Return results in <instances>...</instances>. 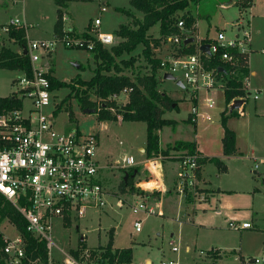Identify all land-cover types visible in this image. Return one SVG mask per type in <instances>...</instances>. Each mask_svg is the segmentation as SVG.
I'll return each mask as SVG.
<instances>
[{
	"label": "rangeland",
	"instance_id": "obj_1",
	"mask_svg": "<svg viewBox=\"0 0 264 264\" xmlns=\"http://www.w3.org/2000/svg\"><path fill=\"white\" fill-rule=\"evenodd\" d=\"M247 2L248 0H234L232 3L230 0H199L191 7L193 14L198 17L199 33H194V38L196 41L210 40L209 37L217 36L224 28L230 36L233 25H249L250 19L252 44L249 50L256 75H250L249 78L252 89L260 90L259 100L249 99L242 108L243 115L231 116L228 108L231 103H226L222 79H218L215 88L210 92L199 91V99L194 103L192 89H182L174 81L163 80V71L159 70L158 91L174 103L172 108L166 109L164 118L174 120L176 124L166 125L160 131L162 153L157 155L148 156L146 152L148 131L145 122H124L120 119L102 121L96 113H84L74 98L79 91L75 79L79 77L88 81L94 75L97 64L90 51L67 48L63 43H59L56 50L49 55L48 64L54 76L68 87L56 89L50 106L44 111L47 115H52L55 111V128L58 132H69L73 129L83 135L99 136L97 160L103 168L101 182L112 195L107 197L104 209H91L84 219L76 220L70 226L67 224V227H62L60 222H55L53 237L57 245L65 250L72 249L73 253L78 248L82 253L81 257L88 253L83 259L84 264H97L98 259L103 258L106 253L104 248L109 243L112 230L113 248H132L133 264H147V261L151 262L149 264H196L201 258L216 260L220 256L224 257V262L220 264H242L243 261L250 264L249 260H260L264 257V0H252L250 6ZM116 8L125 9L131 15L126 16L116 11ZM61 11L64 35L73 24L78 30H85L86 26L97 18L101 19L102 25L96 28L91 25L87 30L89 34H115L121 25L134 28L137 21L143 18V15L131 6V0L72 1L67 22L63 21L65 8H61ZM57 19L58 7L54 0H0V24L21 22L18 27L25 30L28 43L58 36L54 27ZM64 35L58 36L59 40ZM149 35L158 39L161 36L159 26L153 27ZM121 41L122 39L116 36L115 43L107 48L111 50ZM3 46L14 51L21 49L14 41L9 40L8 29H0V49ZM143 51L144 46L140 45L132 54H124L118 59L120 63L134 58V66L131 68L121 64L124 73L133 79L151 72V65ZM152 52L153 57L162 62L175 54V47L168 40H163ZM41 64H47V57ZM22 76L23 73L18 71L0 69V98L20 95L18 80ZM66 97L68 100L64 103ZM207 98L216 101L214 109L206 107ZM91 100L97 103L98 110L102 109V103L108 101L118 105L128 102L127 96L116 100L110 98L107 101L91 96ZM194 104H197L199 113L204 114L206 119L201 116L195 122L190 119ZM108 109L111 112V109L116 111L114 105H110ZM70 112L73 113V118ZM223 113L228 116L227 128L237 137L238 154L231 157L224 156ZM195 140L206 156L223 157L227 171L219 172L216 164L208 162L206 178L200 170L196 174V185L180 191L183 183V180L178 178L180 160L191 153L168 151V147L174 146L178 141ZM142 147L145 151L141 152L139 149ZM166 151L169 152L167 155L163 153ZM195 154L199 156L200 164L204 156L197 149ZM130 156L135 158L138 165L122 169L124 159ZM154 160L161 161L163 166L166 164L167 170L164 169L161 186H158L159 181L147 167V161ZM257 165L259 168L253 172ZM128 170L134 171L133 180L124 185L125 173ZM215 188L231 191L232 194L229 199L223 200L219 197L215 201L213 199L218 194ZM168 195L173 196L162 200V206L157 207L154 201L157 203ZM118 199H123L126 203L122 209L116 206ZM138 200H143L148 209L147 212L135 215L130 205ZM150 209L153 213L149 212ZM139 220L142 221L143 229L137 233L134 222ZM229 222L248 223L251 227L235 231L229 228ZM0 228L9 237L15 234L14 229L7 225ZM82 237L85 239L84 245L80 244ZM174 247L179 248V252H174ZM53 256L59 257L56 249L53 250Z\"/></svg>",
	"mask_w": 264,
	"mask_h": 264
},
{
	"label": "built area",
	"instance_id": "obj_2",
	"mask_svg": "<svg viewBox=\"0 0 264 264\" xmlns=\"http://www.w3.org/2000/svg\"><path fill=\"white\" fill-rule=\"evenodd\" d=\"M105 10L104 8L103 11ZM66 20L64 14L63 21ZM14 23L19 25L21 22L14 21ZM100 25L101 19L97 18L93 27ZM178 27L184 31L183 20L178 23ZM232 27L234 29L230 36L226 30H221L217 36L205 43L210 47V55L203 53L201 51L203 43L196 41L198 43L195 54L177 56L175 53L161 62L160 70L164 74L174 75L184 83L185 87L192 89L194 103L199 99V91L210 92L218 83L216 69L206 68L204 56L216 57L227 67L226 71L235 75L242 68L240 55L250 54L249 49L252 44L250 24ZM92 36L106 48L115 43V36L111 33L99 32ZM190 38L192 37L187 33L169 37L167 40L173 44L176 52V49ZM59 39L58 36H54L52 39L32 40L28 43L26 50L32 64V77L29 78L25 74L19 77L18 84L21 91L19 97L22 106L0 114V197L5 203H10L15 212L26 221L27 233L37 242L46 244L48 259L46 263L41 257L34 260L27 251V243L18 225L8 216L3 217L0 214V227L7 225L13 228L15 233L9 237L0 228L4 242L1 248L3 264H84L83 259L88 253L81 257L82 253L78 248L73 253L72 249L65 250L57 245L53 237L55 222L58 221L62 227H67L68 221L72 224L76 220L84 219L91 209H104L107 205V197L112 196L101 182L103 168L97 160L99 136L83 135L78 130L58 132L55 128V111L52 115H47L44 111L50 106L55 92L51 90L48 78L51 74V66L48 64L49 55L56 50L59 43H63L67 48L90 52L95 47V41L72 33L71 30L66 32L61 40ZM45 57L47 64H41ZM249 77L244 79L245 96L238 98L245 101V104L251 98L255 101L260 98V90L252 89ZM127 95L128 91L124 90L120 95L111 98L116 100ZM235 100L237 98L230 102L228 108ZM205 105L209 109H214L217 103L212 98H207ZM111 110L115 112V109ZM242 111V108L237 110L239 115H243ZM199 116L206 119L204 114L199 113L197 104H194L190 119L195 122ZM118 119L123 121L122 116H118ZM147 164L157 180L163 183L164 172L161 161H147ZM136 165H138L137 161L130 156L124 159V166L121 168L129 169ZM258 168L257 165L253 172ZM199 171L197 154L185 155L181 158L178 178L182 179L183 183L180 191L196 185V174ZM125 204L123 199L116 201L119 209ZM130 206L135 215L147 212L148 209L143 200H138ZM149 212L153 213V210L150 209ZM228 226L235 231L251 227L248 223L236 222H229ZM134 228L140 233L143 229L142 221H135ZM54 249L59 253L57 258L53 256ZM173 251L179 252V248L174 247ZM249 261L250 264H262L264 257ZM162 264H174V262Z\"/></svg>",
	"mask_w": 264,
	"mask_h": 264
},
{
	"label": "trees",
	"instance_id": "obj_3",
	"mask_svg": "<svg viewBox=\"0 0 264 264\" xmlns=\"http://www.w3.org/2000/svg\"><path fill=\"white\" fill-rule=\"evenodd\" d=\"M68 0H54L58 6V19L55 25V32L58 36L64 35L62 24V11L61 8L66 7ZM199 0H131V6L134 10L140 12L143 18L138 20L134 28L127 25H121L114 36L121 38L122 41L112 47L111 50L104 47L100 42L85 31L82 37L95 41L94 50L91 52L95 61L96 68L94 69L93 77L84 81L75 79L78 84V92L75 95V99L79 102L81 108L95 109L99 119L104 120H117L118 116H122L123 121L133 122H145L147 124L148 141L146 146V152L148 156L152 154L162 153L160 147V131L166 125H175L176 121L165 119L164 115L166 109L172 108L174 104L169 97L158 91V71L161 69V60L153 57L152 50L158 48L163 40L167 41L169 37H173L180 34H190L194 38V33L197 32L198 17L195 16L191 10L194 4H197ZM252 0H248L247 5L250 6ZM118 12L130 16V12L125 9L116 8ZM184 21L185 29L181 31L178 27L180 21ZM89 25L88 29L90 28ZM159 26L160 37L153 39L149 35V31ZM0 29H8L9 40L14 41L21 47V51H14L6 46L0 49V69L18 71L25 74L27 77H32V64L29 54H25L28 47L26 39V32L24 29L19 28L17 24L11 23L7 26H0ZM87 29V30H88ZM74 33V31H72ZM203 44L208 43L209 40L205 39L201 41ZM144 46V56L147 62L151 65V72L145 76L138 75L135 79L124 73V67L131 68L134 66V58L129 61L118 62V59L122 58L124 54H132L140 46ZM196 40L194 43L183 44L180 48L176 49L177 56H189L196 53ZM242 68L236 72L235 75L226 71V74L220 73L219 70L227 67L220 63L216 57L204 56V63L207 69H216L217 78L223 80L224 94L226 103L236 98L245 96L244 92V79L249 77V58L250 54L240 55ZM124 67H122V65ZM51 83V90L62 89L68 87L66 83L60 81L54 76L53 70L48 76ZM124 90L128 91V102L125 105H118L115 102L108 101L102 103V109H97V103L91 100V96H95L103 101L109 100L114 95H120ZM71 97V95H68ZM66 97L63 102L68 100ZM110 105H114L116 108L115 113H112L108 108ZM22 106V101L19 95L13 94L6 98H0V114L4 111H10L18 109ZM61 111L58 110L59 113ZM231 116H236L238 112H230ZM71 118L73 113L70 112ZM228 116L225 113L222 114L223 128L225 135L223 137L224 154L227 157L236 154V135L233 131L229 130L226 126ZM73 130V129H72ZM197 148L196 142H184L178 141L174 146H169L168 151H188L191 155L195 154ZM163 152L167 155L169 152ZM207 162H213L222 171L226 170V166L218 158L204 157L200 163V170ZM129 175L128 181L133 180V170L127 171ZM132 175V176H131ZM127 181V182H128ZM150 182V181H148ZM155 182V181H154ZM124 178V185H126ZM0 214L3 217L8 216L13 222H15L20 231L22 232L25 241L27 243V251L29 255L35 260L39 257L45 263L48 259V252L45 243L37 242L26 231V221L15 212L10 203H5L0 197ZM70 226V222L67 223ZM80 244L84 245V241L80 240ZM4 242L0 235V264H3L1 260V248ZM114 245V230L111 231L110 240L107 247L104 248L106 253L102 259H98L97 264H133V250L132 248H113ZM244 264V261H243Z\"/></svg>",
	"mask_w": 264,
	"mask_h": 264
},
{
	"label": "crops",
	"instance_id": "obj_4",
	"mask_svg": "<svg viewBox=\"0 0 264 264\" xmlns=\"http://www.w3.org/2000/svg\"><path fill=\"white\" fill-rule=\"evenodd\" d=\"M72 1L73 2H76V1H85V0H68L67 1V3H66V7H64L65 8V11H66V13H64V14H66V17H67V14L69 13V10L71 9V6H72ZM57 6V5H56ZM223 6V5H222ZM58 7V6H57ZM67 21H69V17H67V20L65 21V22H67ZM13 22V21H12ZM11 22V23H12ZM198 23V22H197ZM251 22H250V19H249V24H250ZM90 24L92 25V27L94 26V21L93 22H90ZM89 24V25H90ZM7 25H9V23L8 24H0V26H7ZM89 25L88 26H86V28H85V30H78V28L73 24V27H71L68 31H74V33L75 34H77V35H81L82 33H84L85 31H87V29H88V27H89ZM101 25H102V21H101ZM100 25V26H101ZM196 26H197V24H196ZM55 27V26H54ZM223 30H226V28H224ZM53 32H54V30H53ZM197 32L199 33V31H198V26H197ZM29 35V34H28ZM29 38H30V36H29ZM211 38H213V37H209V39H211ZM203 39V38H202ZM9 48V47H8ZM20 51H21V49H20ZM264 51V50H263ZM168 52V51H167ZM169 53V52H168ZM262 54H264V53H262ZM166 55H167V53H166ZM22 74V73H21ZM249 74L251 75V76H255L256 75V71H254L253 70V67H252V61H251V56H250V58H249ZM162 75V79L163 80H165L164 79V73H162L161 74ZM256 107H258V106H256ZM236 116H239V114H236ZM223 140V139H222ZM185 142V141H184ZM192 142H196V144H197V151L202 155V156H204V157H208V158H213V157H216V156H212V157H210V156H206L204 153H203V150L199 147V144H198V142H197V140H195V141H192ZM223 142V141H222ZM236 142H237V137H236ZM162 148H164V147H162ZM142 150H144L145 151V149H144V147H142V148H140L139 149V151H141L142 152ZM236 150H237V147H236ZM238 154V150H237V152H236V154H234L233 156H235V155H237ZM224 156H225V154H224ZM231 157V156H230ZM216 158H218L220 161H222V158L223 157H216ZM223 162V161H222ZM168 163H170V162H168ZM167 163V164H168ZM208 163V162H207ZM205 164V165H203V167L201 168V172L203 173L204 172V176H205V174H206V168H207V165L208 164ZM209 163H213V162H209ZM224 163V162H223ZM162 165V171L164 172V169L165 170H167L166 169V164L163 166V164H161ZM224 165H225V163H224ZM226 166V165H225ZM218 167V166H217ZM227 167V166H226ZM218 169H219V172H226L227 171V168H226V170L225 171H222L219 167H218ZM205 178H206V176H205ZM208 178V177H207ZM207 181H209L208 179H206ZM210 182V181H209ZM161 181H159V185L161 186ZM211 183V182H210ZM153 185V184H152ZM211 186H212V183L210 184ZM153 186H155V185H153ZM213 187V186H212ZM215 189H217L218 190V194L216 195V197H214V199L213 200H218V198L219 197H222V199L223 200H226V199H229L230 198V196H231V194H232V192L231 191H229V192H227V191H225V190H221L220 188H215ZM170 196H173V195H168V196H165L164 198L162 197L161 198V200H159V201H157V203H156V201H154L155 202V204H156V206L157 207H161L162 206V204H161V201L162 200H166V198L167 197H170ZM202 206V205H201ZM238 224H241V223H238ZM245 230V229H244ZM240 231H242V230H240ZM85 240V239H84ZM224 257H222V256H220L219 258H217L216 260H212V259H205V258H201L200 260V262L199 263H196V264H205L206 262H208V263H211V264H220V263H222V262H224V259H223ZM243 261V260H242ZM147 264H149V263H151L150 261H147L146 262ZM242 264H243V262H242Z\"/></svg>",
	"mask_w": 264,
	"mask_h": 264
},
{
	"label": "water",
	"instance_id": "obj_5",
	"mask_svg": "<svg viewBox=\"0 0 264 264\" xmlns=\"http://www.w3.org/2000/svg\"><path fill=\"white\" fill-rule=\"evenodd\" d=\"M233 1L234 0H230L231 3ZM12 23H14V21ZM194 42H195V38L192 37V38L188 39L187 41H185V44L194 43ZM201 51L203 53L207 54V55H210V47H209V45L208 44H203L201 46ZM25 54H28L27 50L25 51ZM76 66L78 68L80 67L79 65H76ZM219 72L226 74V70L224 68H221L219 70ZM164 79L165 80H169V81L176 82L177 86L180 87V88H182V89H185L186 88L185 85H184V83L181 80H179L177 77H175L174 75H172L170 73H165ZM244 105H245V101L237 99V100L233 101V104L230 107V111L233 112L235 110H239V109L243 108ZM174 107H175V105H174ZM84 113H86V114H95L96 113V110L95 109H85L84 110ZM128 178H129V174L126 172L125 173V181H126V183L128 181ZM81 239H82V241H84V237H82Z\"/></svg>",
	"mask_w": 264,
	"mask_h": 264
}]
</instances>
